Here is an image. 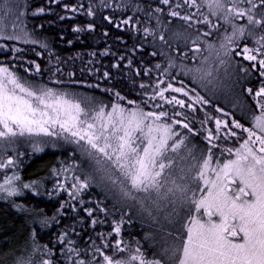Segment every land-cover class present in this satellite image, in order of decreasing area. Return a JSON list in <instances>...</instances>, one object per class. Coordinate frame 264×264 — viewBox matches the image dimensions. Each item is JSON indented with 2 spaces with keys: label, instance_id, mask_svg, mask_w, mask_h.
Returning <instances> with one entry per match:
<instances>
[{
  "label": "snow or ice",
  "instance_id": "obj_1",
  "mask_svg": "<svg viewBox=\"0 0 264 264\" xmlns=\"http://www.w3.org/2000/svg\"><path fill=\"white\" fill-rule=\"evenodd\" d=\"M52 2L59 7L58 0ZM205 3L208 14L201 11L204 5L198 0H120L119 3L86 0V6L84 0H77L63 4L65 16L79 12L93 18L100 15L102 20L124 29L132 38V47L126 51L135 54L141 49H153L148 58L155 59L156 63L145 65V58L141 56V66L134 68L140 83L136 85L133 79L132 87L141 89L140 99L130 101L131 106L112 102L109 109L104 103L86 108L79 99L80 93L43 82L45 72L49 80L61 84L64 82L59 77L64 71H68L70 80L77 76V71L89 73L104 82L105 92L112 93L117 101L126 100L118 87L107 86L108 81L114 80L110 68L102 66L101 71L93 66L96 51L77 53L82 66L75 70L74 64L70 66L51 47L48 37L37 36L36 28H28V0H0V39L39 46L42 50L36 55L43 57L47 53L48 61L42 65L38 60L28 59L25 53L29 49L17 43L0 42V48L11 52V57L4 53L7 58L0 61V138L14 143L25 135L45 134L56 141L62 137L68 146H80L86 157L111 166L96 169L102 173L97 179L94 172L82 168L81 161L73 159L71 164L62 161L59 168H54L52 191L42 193L56 196L58 189L68 193V198L60 202L51 216L42 209L36 211L13 202L14 208L31 216V251L26 257L17 256L13 264H166L155 255L148 258L139 243L129 256L121 255L129 250L123 239L125 226L131 228L135 219L129 202L138 201L151 214L152 209L146 207L149 200L157 207L171 209L166 218L175 226V235L181 242L173 244L169 259L178 257V264H264V0H205ZM52 11L50 6H40L32 15ZM221 20L231 26V32H225L218 45L205 40L219 30ZM176 21L195 30L196 35L191 40V49L186 47L181 54L177 48L173 55L157 47L156 33L161 29L159 40L165 41L166 31ZM142 24L145 26L141 27ZM37 27L43 32V24ZM96 27L95 23L86 25L87 30ZM74 30L83 32L85 28L76 24ZM103 32L109 35L110 29L105 27ZM245 39H251V45L244 43ZM120 41L127 44L123 36L117 38ZM198 41L222 50L217 51L219 66L205 69L203 64L185 63L192 50L200 53ZM240 43H243L242 49ZM84 55L91 57L87 64H84ZM191 59L196 61L197 55H191ZM12 61H16L17 68L21 64L25 66L24 75L13 71ZM233 61L236 82L248 83L246 91L260 109L253 117V126L242 123L219 104L209 111L212 100L185 80L177 79V75H183L194 82H203L212 78L213 73L218 78L220 68L227 74ZM125 63L132 70L136 59L119 55L111 67L119 72ZM145 73L148 80H155L154 84L143 79ZM32 74H36V80L25 79ZM253 80L259 82L258 87H253ZM76 83L86 85L89 81L81 78ZM90 87L97 89L101 85L92 83ZM88 99L95 105L94 95ZM199 135H203L207 146L196 155L199 146L192 141ZM224 138L238 139L240 144L237 147L225 144L217 157L215 149ZM33 147L42 150L38 145ZM182 151L185 152L182 159L193 163L182 176L186 182L177 183L168 178L169 169L174 165L169 156ZM225 151L230 158L224 159ZM9 166L22 167L11 155L0 160V169ZM113 172L119 175L113 176ZM62 173L64 178L60 179ZM21 181L18 171L6 175L0 181V200L14 201L25 189L41 194L42 180ZM93 188L99 191L93 194ZM161 201L167 204L161 205ZM64 219L69 223L58 229L53 242H37L38 230L50 229ZM109 228L111 231H107ZM182 229H186L183 235ZM37 255L43 259L35 260Z\"/></svg>",
  "mask_w": 264,
  "mask_h": 264
},
{
  "label": "trees",
  "instance_id": "obj_2",
  "mask_svg": "<svg viewBox=\"0 0 264 264\" xmlns=\"http://www.w3.org/2000/svg\"><path fill=\"white\" fill-rule=\"evenodd\" d=\"M59 7H57L56 3H53L52 0H28L29 7L27 9V21L28 28H36L37 36H46L48 37L49 44L51 47H55L57 49L58 55L61 56L62 59L66 60L67 63L71 65H75V70L81 68V57L76 55L77 53H88L90 51H96L97 55L95 57L94 67L97 69L103 70L102 66L109 67L112 71L114 80L108 81V87H118L122 93V97H127V99H121L117 101V98L112 93L105 92V84L95 76H91L89 73H80L77 71V76L69 79L68 71H64L62 75L59 77V80L64 83H57L56 80H49L48 73L45 72L43 74L44 83L50 84L51 86H60L67 88L69 90L80 91L86 96H95L96 102L101 104L104 103L106 105H111L112 102L123 103L125 105L131 106L130 101L139 100L140 99V91L139 87H132V80L135 79L136 85H139L140 78L135 77L134 68L141 66L139 61L141 56L145 58V65L147 64H155V59H149V53L153 51L152 48H149L147 51L141 49L138 53H131L130 51H126V49H130L132 47V38L128 35V33L124 29H118L115 25L109 24L107 21L102 20L100 15H97L95 18L86 16L83 12L74 13L65 16L63 9L64 3H76L77 0H58ZM86 6V0H84ZM94 2H98V0H94ZM113 0H109V3H112ZM116 3H119L120 0H115ZM199 3L204 5L201 11L205 14H208L209 9L206 6L205 0H198ZM40 6H50L53 8V11L50 13H42L37 15H32L35 8ZM193 12L196 11L195 8L192 9ZM130 14V13H129ZM116 15L119 16L120 12L117 10ZM59 16H63L64 19H58ZM213 22L216 21V17L212 16ZM55 22V23H52ZM238 23L243 21H237ZM88 23H95L97 25L95 30H87L86 25ZM44 25L43 32L39 30L38 25ZM80 24L85 28L83 32H76L74 30L75 25ZM146 24V22H145ZM142 24L141 27L145 26ZM221 27L218 31H213L211 37H205V40H212L215 43H220L223 38L225 32H231V27L224 24L222 20L220 21ZM107 27L110 29L109 35H104V28ZM153 27H155V23L153 22ZM61 31L63 35H60ZM161 29L157 30L156 33V41L157 47L163 48L165 51H171L173 55H176V49L179 48V52L181 54L184 53L185 48H192L191 40L195 37L196 32L193 29H189L187 25L181 24V22H174L170 28L165 33V41L159 40ZM191 33L190 36H185L184 33ZM9 34H11V28L9 27ZM142 35V33H141ZM125 37L127 40V44L124 41L117 42L118 37ZM71 40L72 43L69 44L67 41ZM2 43H17L21 48H27L29 51L25 53V55L30 60H38L42 65H47V53L45 56L38 57L36 54L39 53L42 49L39 46L25 44L23 41H9L7 38L0 39ZM201 44V51L206 49L207 43L205 41H198ZM244 43H249L251 45V39H245ZM239 47L242 49L243 43H240ZM108 48V52H104V49ZM7 53V57H11V52L0 48V61L5 60L7 57L3 55ZM118 54V55H117ZM197 55L196 61L191 59V55ZM119 55H129L130 57L134 56L136 59V64L133 66V69L130 70L126 63L122 66L121 71H117L115 68L111 67L116 59L119 58ZM199 54L195 53V50L189 55V59L185 61L187 64H193L198 62ZM91 59L90 56L84 55L83 61L84 64H87ZM157 59L163 60V57H157ZM237 59L239 57L237 56ZM235 65V61H233ZM16 61H12L11 67L13 71H18L21 75H24L25 66L21 64L19 68L15 67ZM165 66L167 64L165 63ZM34 67V65H33ZM72 70V69H70ZM151 76L154 78L156 76V72L153 71ZM86 79L89 81L86 85H79L76 83L79 79ZM25 79L36 80V74H32L30 76H25ZM143 79H145L149 83H155V80H148V73L144 74ZM178 80H185L187 83L191 84L194 89H198L201 94H205L208 98L212 100V107L209 108V111H213L215 109V105L219 104L220 107L225 108L228 112H231L232 115L241 120L242 123L253 126V117L256 115L257 105L255 100L252 98L251 94H248L246 89L248 87V83L237 84L236 87L232 88L234 97L227 104H223L221 99L216 96H210V94L206 93L201 89L197 83H195L190 77H185L183 75H177ZM92 83H98L101 87L97 89H93L90 87ZM253 87H258L259 82L256 80L252 81ZM235 89V90H234ZM148 91V89H145ZM228 105V106H227ZM230 119V118H229ZM199 127V125H196ZM214 127V122H213ZM234 127V126H233ZM235 130V129H234ZM246 135V134H242ZM195 139L202 145L203 149L206 148L207 142L203 139V135L197 136ZM56 144L57 146H53ZM227 144V147H237L240 144V140H229L228 138H224L221 141V146L215 149V155H220L223 147ZM47 148H41L42 150H34L32 146H26L24 148H20L16 150L15 157L20 161L22 167L10 170H2L0 172V181L4 179L6 175H11L13 171H18L22 177V183L27 181H41L40 192L37 193L32 192L30 189H25L21 193L17 194L14 198V201H3L0 200V264H13V261L17 256H27L31 251V216L27 211H21L12 206L13 202L21 203L28 208H34L36 211L43 210L45 214L51 216L56 209L59 207L60 202L66 200L68 198L67 191L57 190L58 195L56 196H48L42 194L45 190L51 192L52 186L55 183L54 179V168H59L61 166V162H65L66 164H71L72 160L77 158L76 151L68 145H64L63 143H52L50 146H46ZM32 148V149H31ZM19 153H24L23 156H20ZM231 155H234L231 154ZM230 158V154L228 152H224V159ZM86 167V165H84ZM89 170V169H88ZM88 170H85L88 172ZM94 170V169H92ZM80 174L79 171L76 173ZM96 175V172H94ZM102 173H99L97 179L100 178ZM113 176L115 174L112 173ZM68 184L71 186V173L68 174ZM63 179V173L59 177ZM99 189L93 188L92 193L95 194ZM111 203V201H109ZM132 205L133 212L132 217H134V223L131 228L125 226V230L123 232V239L125 245H129V250L121 253L123 256H129L132 251H135L137 247V243L143 248L145 254L148 258H152L153 255L156 257L163 259L166 261V264H178V257L175 259H169L171 256V250L174 243L179 244L181 241L175 235L176 228L170 227H159L158 223L153 221L147 211L144 210L138 201H130ZM147 207V206H146ZM148 208V207H147ZM34 215V213H33ZM130 217V218H132ZM69 220L64 219L61 224L55 225L50 229L38 230V243L50 244L55 240V237L58 233V229L63 228L64 225L68 224ZM186 223V220H185ZM77 232L80 231L79 226L77 227ZM99 231V229H97ZM107 231H111V229H107ZM185 232L183 229L181 230V234L183 235ZM87 234V233H85ZM146 234H150L146 237ZM7 238V239H6ZM75 238V237H74ZM116 237L114 236L113 239ZM129 241L131 242L129 244ZM7 254V255H6ZM35 260L43 259L42 256L37 255Z\"/></svg>",
  "mask_w": 264,
  "mask_h": 264
},
{
  "label": "rangeland",
  "instance_id": "obj_3",
  "mask_svg": "<svg viewBox=\"0 0 264 264\" xmlns=\"http://www.w3.org/2000/svg\"><path fill=\"white\" fill-rule=\"evenodd\" d=\"M222 22L224 24H226L223 20H222ZM8 23L10 26L11 25V19H9ZM226 25H228V24H226ZM228 26H230V25H228ZM216 44L218 45L219 43L217 42ZM217 51L222 52V50H220L218 48H209L207 45L206 49L199 53V55H198L199 60H198L197 64H203V67L205 69L214 68V67L219 66V58L217 57ZM204 58H206V60ZM234 66L235 65L232 63V67L228 68L227 74L225 73V70L223 68H220L218 78L216 77V73H213L212 78L206 79L203 82L196 81L195 83H197L198 86L201 89H203V91H205V89H206L207 90L206 93L210 94V96H216V97L221 99V102L223 104H227V102H230L232 100V97H234V95H232V94H234L233 90H232V88H229V87L233 86V88H234L237 86V84H239L238 82H236L235 73L233 71ZM53 87H60V86H53ZM70 91H72V90H70ZM75 92H78L81 94L79 96V99L82 101V103L84 104V106L86 108H91V107L99 105V103H97L96 101H95V105L92 102H90L88 99L89 96H86L82 92H80V91H75ZM110 107H111V105L108 106L109 109H110ZM257 109H258V111L255 110L256 115H258L260 113V109L258 106H257ZM56 142L57 143H63L64 145H68L67 143H65L63 141L62 137L59 141H56L55 138H53L51 136H47L45 134L32 135V136L25 135L23 137H18L14 141V143L7 142L3 138H0V160L7 159V156H9V155L16 156L15 155L16 150L20 149V148H24L26 146H32L33 147V145L35 144V145H38L40 148H42V147L47 148L46 146H50V144L56 143ZM192 143L197 144L199 146L197 148V152H196V155H199L200 152L202 150H204L202 145L197 141V139H194L192 141ZM71 148H73L77 152L76 153V156H77L76 160L81 161L82 168L84 170L89 169L88 172H96V175L98 176V174L100 172L96 171V169H98V168L109 169L111 167L109 164H107V162L101 161V163L98 164L96 159L86 157L83 154L80 146L73 144L71 146ZM33 149L35 150L34 147H33ZM184 155H185V152H183V151L176 153V154H170L169 158L174 160V165L171 169H169V171L171 173V175L168 177L169 180L175 179L177 181V183L186 182V181H183L182 176L187 171V166L189 164L193 163V161L190 159H188V160L182 159V157ZM205 155H206V152H205ZM216 156L219 157L220 155H216ZM97 159H99V158H97ZM84 165H86V167ZM10 169H13V168H11V166H9V168L6 170H10ZM92 169H94V170H92ZM2 170H4V169H0V172ZM113 174H115V176L119 175L118 172H113ZM160 203H161V205H166L167 201H161ZM147 207L152 209L151 214H149L148 211H147V214L151 218H153L154 222L158 223L159 227L167 226V227H170L173 229L175 228V226L170 224L168 219L166 218V213L171 211L170 208H168V207H157L156 205H154L151 202V200L148 201ZM185 220H186V217H185ZM183 231L186 232V229H183Z\"/></svg>",
  "mask_w": 264,
  "mask_h": 264
}]
</instances>
